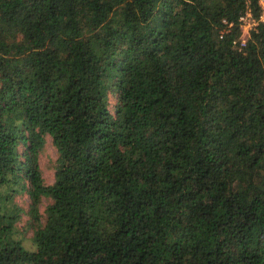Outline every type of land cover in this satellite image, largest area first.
<instances>
[{"label":"trees","instance_id":"1","mask_svg":"<svg viewBox=\"0 0 264 264\" xmlns=\"http://www.w3.org/2000/svg\"><path fill=\"white\" fill-rule=\"evenodd\" d=\"M259 13L0 0V264H264Z\"/></svg>","mask_w":264,"mask_h":264},{"label":"rangeland","instance_id":"2","mask_svg":"<svg viewBox=\"0 0 264 264\" xmlns=\"http://www.w3.org/2000/svg\"><path fill=\"white\" fill-rule=\"evenodd\" d=\"M259 19H264V11L261 9L259 13ZM257 20H255L251 14L250 11H247L243 18L241 19V22L239 24V27L241 29V35L240 37L242 40L248 35V29L251 28L254 24H256ZM55 150L53 146L50 143V140L48 137H46L42 149L39 151L37 156V162L41 171V175L43 178V181L45 183H50L53 178V163L55 158ZM16 199L18 203H20L22 206H25L27 197L25 194L17 195ZM45 200L42 199V202L39 204V211L41 212L44 208ZM26 218V215L22 214L21 221H19V224H22ZM24 232V237L28 236L30 234V229H26Z\"/></svg>","mask_w":264,"mask_h":264},{"label":"built area","instance_id":"3","mask_svg":"<svg viewBox=\"0 0 264 264\" xmlns=\"http://www.w3.org/2000/svg\"><path fill=\"white\" fill-rule=\"evenodd\" d=\"M258 3L260 5V10L262 9L264 11V0H258ZM246 13V12H245ZM245 15V14H244ZM243 15V16H244ZM243 16H240V20L243 18ZM261 20V19H259ZM264 20V19H263ZM249 30V29H248Z\"/></svg>","mask_w":264,"mask_h":264}]
</instances>
